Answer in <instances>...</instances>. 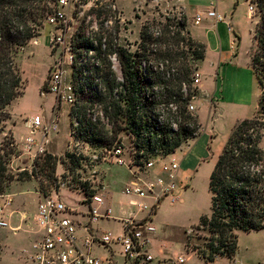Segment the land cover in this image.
I'll return each mask as SVG.
<instances>
[{"label": "rangeland", "instance_id": "374dc122", "mask_svg": "<svg viewBox=\"0 0 264 264\" xmlns=\"http://www.w3.org/2000/svg\"><path fill=\"white\" fill-rule=\"evenodd\" d=\"M94 1L96 0H68L67 23L63 26L62 32L64 39L71 45L70 51H68L64 45L58 46L55 49L50 48L48 38L50 41L52 36L59 34L61 31L57 30V26L49 25L45 22L44 28L41 31V33L43 32L42 35L31 41V43H29L18 55V64L25 80V90L24 94L9 107L10 114L16 117L22 115L24 120H29L38 115L43 118H48L49 120H45L44 118L45 123L48 124L52 119L53 111V115L58 116L60 129L58 133L52 136L47 151L35 159L30 160L25 156L21 157L20 152L15 150V154L11 156L8 164V174L14 175L16 178L9 184L3 193L12 194V198H17L18 201L21 200V203L24 205L29 203L30 195L27 194L30 193L32 195L35 194V197L38 196L37 203L41 201L43 196H53L62 199L72 207H79L81 201L88 202L89 197L95 195L93 187L100 184L102 171L104 172L108 169L107 181L115 185V189L112 190L115 195L114 208L116 214L122 215V212L118 210L120 208L119 204H127L128 199L119 195V193L123 190L124 182L130 178L131 174L127 168L117 167V165L108 162L105 157L108 154L107 152L119 143L124 145L127 151L126 156L131 160L136 152L135 141L127 131H122L118 139L111 144L102 146L92 145L83 139L80 134L82 128L79 122L80 119L73 121L72 118L69 123L66 113L77 111L76 117H82L83 113L80 112V110L78 112L77 108L80 104L79 102L82 100L81 84L87 80V78L84 77L86 74H84V76H78V83H75L74 72L80 70V68L76 69L75 65L79 64L81 68H86V60L92 55L95 56L94 51L91 49L94 45L98 46V42L95 41V39L99 35L103 36V56L106 57V52L108 54V52L111 51V49L109 50L108 48L109 42H111L112 45L115 44L111 39V34H113L111 28L116 20L115 17L118 16L112 4H115L116 8L121 12V34L119 43L133 53L137 50V43L140 42L141 30L145 24H150L151 32L155 33L154 40L156 41H154V44L151 43L149 45L150 50L153 48L155 50L158 45L157 40L158 43L164 42L166 39L164 34L167 33V31H171L167 37L175 35L174 32L179 29L180 19L178 18L179 16L182 18L185 15L181 9H175L176 6L174 4L177 2L176 0H99V3L106 7V11L102 10L104 14L102 17L98 18L96 11H93V8H98L95 6ZM184 1L196 5L201 3L200 1L202 0ZM219 2L221 3H218L217 7L214 6V9L218 10L220 14L226 17L225 23L229 22L235 34L233 38L235 44L232 45L234 50L237 52L243 43L245 46V50L243 51L245 58L250 60L257 47L254 34L257 24L261 19L256 4L251 0H221ZM237 2H239V4L234 15V23L230 20L232 15L229 10H226L225 14L221 6L229 7L230 4H236ZM207 4H204L205 8ZM100 6L101 5H99V8ZM208 6L210 5L208 4ZM208 6L207 9L209 8ZM207 9H205V11ZM173 14H176V17H173ZM205 22L206 21L202 24L204 25ZM102 26H104V28H102ZM82 31H84L89 41L86 47L77 49L76 40H78ZM157 32H160V34ZM185 32L187 33L186 27ZM38 39L39 43L36 44ZM173 46L177 48V46L171 42V48H173ZM162 50H166L163 45ZM107 56L111 58L110 55ZM214 56L215 58L217 57L216 54H214ZM70 57H72V61ZM188 57V63L192 71L198 70L200 60L197 59L195 52L190 53ZM59 61H62V67L65 70V80L73 86L76 93V106H70L68 104L58 106L56 94H48L46 96L43 94L49 89L48 78L54 66L59 63ZM51 62L52 64L49 67ZM181 62H184L183 58H181ZM153 63L155 62L153 61ZM166 65L167 63L164 64V62H162L158 67L160 70L166 71ZM145 68H148V64L145 65ZM114 70L117 76L120 77V67L115 60ZM219 72L217 73V71H215L213 74L215 81H212V84L215 83L213 85V91L218 89V93L215 91L211 98L204 100L200 95L199 85L194 89V96L191 100V103L195 106L193 115L197 121L199 111L201 110L200 118L203 127L207 126L209 130L212 126L213 130L215 129L211 131V137H216L215 144H211L213 142L212 139L208 142L205 141L204 146L201 144L199 150L196 151H200L203 155L202 157L206 161L196 170H193L192 167L188 168L187 173L183 176V178H187L188 184L183 192H180L183 202H178L175 206H170V202L165 200L161 204L159 216L156 219L153 217L160 235H162V229L167 228L166 234L160 236L159 239H166L169 242H174L168 243L165 246L162 243L160 245L164 246L163 249H165L164 251L167 257L169 259H174L178 253L183 252L187 257L186 264L208 263L204 259L199 258V252L208 251L206 248V237L208 233L204 228L199 229L198 224L202 216L210 215L211 213L209 178L218 156L222 153L229 136L238 123L235 122L238 117L251 116L256 107L259 106V103L260 108L257 114H264V92L262 91L260 100L259 93L262 89L261 84L255 74L251 71H247V68L240 70V77L237 84H232L235 88L232 85L227 86L225 99L218 106L220 97H222L220 90L223 89L222 84L220 85L219 82L223 76L220 70ZM218 74L219 78L221 77L220 79L217 77ZM216 78L218 84L216 83ZM101 82L100 79L94 81L93 85L98 84V86L95 87V91L98 92L101 90L103 86ZM242 104L244 106L239 107ZM61 112H63L62 118L59 119ZM87 113L88 115L85 117L86 120H92L99 124L101 123L100 126L106 125V130L111 131V127L106 124L100 106H97L93 110L90 109ZM74 122L78 123L77 127H75ZM172 127L176 128L175 125ZM202 132L201 124L196 137L185 140L177 149L174 156L177 159H182V157L200 141ZM74 135L76 136V140L72 138ZM109 135H111V133H109ZM9 136L10 135H8L5 141L9 140ZM261 146L264 148V137ZM72 150H74L73 153ZM48 155L53 156L57 160L56 171L53 176L50 168L48 169L45 165V159ZM157 156L159 155H155L154 157ZM166 157L167 156H162L163 160L166 159ZM185 180L186 179L183 181ZM24 197L29 198V200L26 201ZM96 225H100V227L107 232H116L119 230V225L113 221H103ZM177 228L183 229L178 231V234L179 237L182 238L187 251L179 250L180 252H178L177 250V240L174 238ZM0 233L6 236L4 241L5 248L0 264H25L24 259L27 258V255H25L23 251L31 249L32 236L24 232L14 235L5 230ZM1 250L2 247L0 245V253ZM237 255H239L238 258L242 259L247 264H264V230L251 233H239ZM217 264H230V261L227 258H221L218 260Z\"/></svg>", "mask_w": 264, "mask_h": 264}, {"label": "trees", "instance_id": "16d2710c", "mask_svg": "<svg viewBox=\"0 0 264 264\" xmlns=\"http://www.w3.org/2000/svg\"><path fill=\"white\" fill-rule=\"evenodd\" d=\"M57 1L0 0V135L5 130L6 122L11 119L9 107L25 90L18 55L41 35L46 19L55 12ZM251 1L256 4L261 15L254 34L257 47L251 63L264 92V0ZM95 4L98 8H93V11L100 18L106 7L99 1ZM115 18L111 28V39L115 44L113 47L109 42L108 48L111 51L108 54L106 52V57L102 50L103 36L99 35L95 39L98 46L94 45L91 49L95 56L86 60V68L75 65L76 69L80 68L78 73L74 72L75 83H78V76L86 74L84 77L87 78L81 84L82 100L78 101L80 104L77 108L78 112L80 110L83 113L80 118V134L90 144L102 146L115 142L122 131H127L135 141L138 158L140 152L146 156L171 155L185 140L196 137L200 129L195 116L187 111L194 96L193 71L188 63V55L195 52L197 59H204L205 46L194 41L188 31L185 32L187 19L183 16L175 35L167 37L171 33L167 31L164 42L158 43L157 40L155 50L149 49V45L156 41L155 33L151 32L150 24H145L137 50L133 53L119 43L121 21L118 16ZM88 41L82 31L76 40V48L86 47ZM171 42L177 48H171ZM181 58L184 62H181ZM114 60L119 64L120 77L115 73ZM162 62L167 63L166 71L158 67ZM98 79L103 86L97 92L95 87L98 84L93 83ZM97 106L101 107L111 131L106 130V125L100 126L101 123L85 119L87 111ZM76 112L71 111V117ZM263 137L264 114L258 113L252 118L239 121L215 162L209 178L211 213L202 216L198 224L199 229L204 228L208 233V251L199 252L208 263L214 262L217 257L233 258L238 250L240 232L264 229ZM13 142L14 138L10 135L9 140L4 141L0 147V193L16 178L8 174L9 161L15 154L11 146ZM45 165L50 168L53 176L57 160L48 155Z\"/></svg>", "mask_w": 264, "mask_h": 264}, {"label": "built area", "instance_id": "2783aa9c", "mask_svg": "<svg viewBox=\"0 0 264 264\" xmlns=\"http://www.w3.org/2000/svg\"><path fill=\"white\" fill-rule=\"evenodd\" d=\"M112 5L115 13L119 11L115 4ZM67 6L68 0H58L55 12L46 19L47 24L55 25L58 27L57 30L61 31L50 38L51 49L64 45L68 51L71 50V45L64 39L62 32L63 26L67 23ZM120 14L119 11L118 17L121 21ZM207 16L217 22L225 19L216 9L208 11ZM173 17H176V14H173ZM178 19L181 20V17L179 16ZM195 19V24L198 25L203 20V15L197 14ZM229 29L232 30L231 27ZM37 43L38 41H36ZM70 59L72 61V57ZM201 80L200 71L194 70L192 73L193 89L201 84ZM48 88L49 92L57 95L58 106L62 104L76 106L77 96L73 86L65 80L62 61L54 66L48 78ZM194 110L195 106L190 101L187 111L193 115ZM72 118L73 121L80 119L76 117V114ZM74 124L75 127L78 126L77 122ZM30 127L31 135L22 144L21 155L32 160L47 151L51 141L50 135L59 132L58 116L54 115L48 124L42 117L36 116L31 119ZM37 132H41L39 137H36ZM72 138L76 140L75 135ZM11 146L16 150L15 142ZM73 152L74 150H72ZM126 152L124 145L118 143L107 152L105 159L117 166L126 167L136 175L131 182L125 185L124 194L130 198L129 205L135 208L138 214H143V217L138 218L132 214L120 218L115 217L111 208H102L105 204L104 199L95 193L86 202L87 211L81 213L88 217V222L83 227L87 234L82 237L79 235L81 223L75 218L77 211L58 197L43 196L38 203L35 216L38 239L33 245V255L30 257L33 264H111L109 259L96 255L94 249L98 246L107 248L112 244L121 246L124 264H155L156 258L150 251V242L156 232L153 217L157 206L165 199L169 200L172 205L180 201V192L188 184L180 179L181 163L177 159L163 160L162 155L146 156L142 152L138 158L135 152V155L129 160ZM158 162H161L162 175L156 176L153 180L137 176V174H148ZM93 189L96 191L97 187H93ZM147 198H153L154 203L149 205L144 202ZM12 205V196L0 193V229L9 227L8 211ZM103 219L119 220L124 229L123 234L115 236L111 232H102V235L99 236L96 232L91 233L90 229L93 224H97ZM185 261L184 256H178L173 260L163 262L159 260L158 264H184Z\"/></svg>", "mask_w": 264, "mask_h": 264}, {"label": "crops", "instance_id": "0c3cea01", "mask_svg": "<svg viewBox=\"0 0 264 264\" xmlns=\"http://www.w3.org/2000/svg\"><path fill=\"white\" fill-rule=\"evenodd\" d=\"M176 1L177 2L174 4L176 6L175 9H181L183 11L184 15L186 16V19H187L186 29L189 32V35L192 37V39L194 41L201 43L205 46L204 59L200 60L199 64H198V70L200 71V73L202 75V80H201V84H200V95L204 100H208V98H211L213 96V94L215 93V91H217V93H218V89L217 90L215 89L213 91V85L215 84V83L212 84V81H215L214 80L215 77L213 74L215 73V71H217V73H218L219 70L222 73V76H223L222 79H220L221 77L219 78V74L217 75V77L220 79L219 80L220 85L222 84V86H223V89L220 90V92L222 93V97H220V100L218 102V106H219V104H221V102L225 99V92L227 90V86L232 85V84L233 85L237 84L239 77H240L239 72L241 69L247 68V71H251V72H253V74H255L254 69L252 68L251 59L247 60L245 58V54L243 52L245 50V46L243 43L241 44L240 49L237 52L234 50L232 45L235 44L234 39H233L235 34L232 30L229 29L231 27L229 25V22L225 23V20H226L225 16L220 14L218 10H217V12L225 18L224 21L217 22L215 19L207 16V12L210 10H213L214 6L217 7V4L221 3V2H219L221 0H208V1L202 0V1H200L201 3H198L196 5H193L191 2H189V3L185 2L184 0H176ZM204 2H206V3H204ZM207 3L211 7L208 6ZM204 4H207V6L209 8L207 9V6L205 8ZM238 4H239V2H237L236 4H230L229 7H222L221 6V8L223 9V12H225V14H226V10H229V12L232 15L230 20H231V22H234V23H235L234 15H235V12L237 10ZM205 9H207V10L205 11ZM197 14L203 15V20L198 25L195 24V20H196L195 18H196ZM204 21H206V22L203 25L202 23ZM42 33H41V35H42ZM48 42H49V38H48ZM38 43H39V39H38ZM214 54L217 55L216 58H215ZM51 64H52V62L49 64V67L51 66ZM255 76H256V74H255ZM216 83H217V78H216ZM43 94L45 96L48 94L55 95L54 93L48 92V91H45ZM261 97H262V89H261V92L259 93L260 100H261ZM244 103H246V102H244ZM248 105H245V106H248ZM243 106L244 105L242 104L239 107H243ZM259 108H260V103H259V106L256 107L254 113L251 116H249V117H238V119L235 123L242 121L243 119H246V118H252L253 116H255L257 114ZM200 111L198 114V121H199L200 125L202 124V131H203L200 141L197 144H195L193 149H190V151H188L185 154V156L182 157V159H177L174 156V154H176V152L171 154V155H168L166 157V159H164V160H168L170 158H175L181 163L182 167L180 169L179 176H180V179L182 181L184 179H186L185 180L186 182H187V178H183V176L187 173V169L192 167L193 170H196L198 167H200L202 165V163H204L206 161L202 157L203 155L200 153V151L196 152L199 150V147L201 146V144H203V146H204L205 141L208 142L212 139L213 142L211 144L214 145L215 141H216V137H211V131H214L215 129L213 130L212 126L210 127L209 130H208L207 126L203 127V123H202L201 118H200ZM62 114H63V112L60 113L59 119L62 118ZM66 114L68 116L69 123H70L71 116L69 113H66ZM36 116H38V115H36ZM36 116H34V117H36ZM53 116L54 115H53V111H52V118H53ZM34 117H32L31 119H33ZM44 118L42 117V119H44ZM31 119L24 120L22 115H19L18 117L11 115V119H9L6 122V127H5L4 132L0 135V147L2 146L4 141L7 139L8 135H12V137L14 138V142L17 146L16 151L20 152V156L22 157L23 156V155H21L22 144L25 142V139L31 135V131H32V129L30 127ZM46 119L49 120L48 118H45V120ZM59 129H60V122H59ZM54 134L55 133H52L50 135L51 140H52V136ZM40 135H41V132H37L36 137H39ZM117 167H120V166H117ZM120 168H126V167H120ZM107 171H108V169H106L104 172L102 171L100 184L94 186V187H97V190L95 191V193L104 199L105 204L102 206V208H104V207L111 208L113 211V215L115 217L120 218L121 216H128V215L132 214L138 218H142L143 214H138L137 210L129 205L130 198H128L124 194L125 185L128 184L129 182H131L136 177V175H134L133 173H131V171H129L131 174L130 178L124 182L123 190H121V192L119 193V195L128 199L127 204H123V203L119 204L120 208L118 210L120 212H122V215H119V214H116V211L114 208L115 195L113 194L112 190L115 189V185H114V183H110L107 181ZM159 175H162L161 162H158L156 164V166L153 168V170H151L148 174H137V176L143 177V178L149 179V180H153L156 178V176H159ZM182 192H183V190H182ZM9 195L12 196V194H9ZM27 195H30V200H29V198L24 197L26 199V201L29 200V203H26V205L21 203V200L18 201L17 198H15V199L13 198V205H12L11 209L8 211L9 227L6 229H0V232L5 230V231H9V233H12L14 235H16L20 232H24L28 235H31L33 238L32 242H31V249L30 250L26 249L23 251V253L25 255H27V258L24 259L25 264H33L32 261L30 260V257L33 255V245H34L35 241L38 239V235H37L38 229H37V226L35 223V216L37 213L38 203L40 201L37 203L38 196L35 197V194L32 195L29 193ZM180 198L181 199L178 202L182 203L183 199L181 196H180ZM165 200H167V199H165ZM165 200H163L162 202H164ZM154 201L155 200L153 198H147L144 200V202H146L149 205L153 204ZM162 202L157 206L156 213L154 215L155 219L159 216V211L161 209ZM178 202H176L173 205L169 203V205L175 206ZM66 204H68V203H66ZM79 204L81 205V206L79 205V207H72L71 205H69V204L68 205L77 211L75 218L81 223L79 226V235L83 237L87 234V232L85 231V229L83 227L85 224H87L88 217L84 216L81 213L86 212L87 207H86V202H84V201H81V203H79ZM103 221H106V222L113 221L119 225L118 231H116V232L108 231V232H111L115 236L123 234L124 229H123L122 223L119 220H117V219H103V220L99 221L98 223L103 222ZM154 225L156 227V232L152 236V239L150 242V251L156 258L155 264H158L159 260L162 262L167 261V260H173V259H169L167 257V254H165V251H164L165 249H163V248L166 244L174 243V242H169L166 239H162V240L159 239L160 236H163V234H166L167 228L162 229V235H160L158 227L156 226L155 223H154ZM180 230H183V229L177 228L176 235L174 237L177 240L176 247H177L178 252H180L179 250H186L185 244L182 241V238H180L179 234H178V231H180ZM263 230H260V231H263ZM90 232L91 233L96 232L99 236H101L102 232H107V231L105 229L101 228L100 225L97 226L96 224H93L92 228L90 229ZM253 232H256V231H253ZM241 233H247V232H240V234ZM249 233H251V232H249ZM5 238H6V236H3L0 233V245L2 247V250L0 253V260L2 258V254H3L4 248H5V246H4ZM161 243L164 244V246H160ZM94 253L96 255L104 258V259H109L111 261V264H124V258L122 255V248L120 245L112 244L111 246H109L107 248L98 246V247H95ZM237 253H238V250H237ZM237 253L233 257V259L228 258V257H217L214 262L206 263V264H217L218 260L221 258H227L230 261V264H247L242 259L238 258L239 255H237ZM178 256H184L186 259L184 264H186V262H187L186 255H184V253L181 252V253H178L175 258H177ZM199 258H202V257L199 256ZM202 259H204V258H202Z\"/></svg>", "mask_w": 264, "mask_h": 264}]
</instances>
